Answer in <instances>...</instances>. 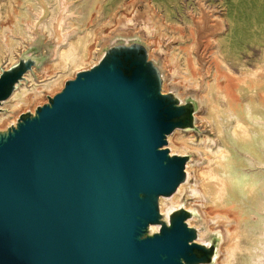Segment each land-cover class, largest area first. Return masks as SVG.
<instances>
[{
  "label": "water",
  "instance_id": "water-1",
  "mask_svg": "<svg viewBox=\"0 0 264 264\" xmlns=\"http://www.w3.org/2000/svg\"><path fill=\"white\" fill-rule=\"evenodd\" d=\"M120 47L0 134V264L212 260L182 211L146 236L160 222L159 196L185 178L187 157L161 148L191 125L193 107L162 95L146 52ZM33 64L0 77V104Z\"/></svg>",
  "mask_w": 264,
  "mask_h": 264
},
{
  "label": "bare ground",
  "instance_id": "bare-ground-1",
  "mask_svg": "<svg viewBox=\"0 0 264 264\" xmlns=\"http://www.w3.org/2000/svg\"><path fill=\"white\" fill-rule=\"evenodd\" d=\"M70 1L76 2V0ZM81 2L78 6L79 19L72 18L73 24L78 25L80 31H75L74 27L70 25L73 28V35L67 40L66 46L59 47V49L54 48L53 55H56V60L46 62L39 69L34 66H38L40 60L34 59L33 67L15 84L11 95L0 105V111L7 110L6 113H0V134H7L11 128L17 127L21 114L27 112L29 108H32L30 114L35 116L38 106L47 102L46 95L49 94L53 98L60 93L69 80H74L76 70L85 68L84 71H88L93 68L94 52L99 49L97 46L98 33L95 32L101 27L97 26L99 29L96 28L97 31L94 30V32H90L88 27L95 13H99V7L92 5L90 0H81ZM41 3L44 6V2ZM19 5L20 8L15 13L9 12L5 15L0 12V20L11 19L10 25H6V23L2 25L0 22V76L3 66L7 71L12 67L18 68L21 54L27 50L32 42L31 39H33L31 38L32 32L27 30V26L31 27V24L35 23V18L28 7L31 6V11H37L39 5L36 0H22ZM54 5L53 12H49L48 8L44 6V16L48 20L45 30L49 36L55 30L58 44H60L65 39L63 26L59 23L54 24L60 21L55 20L54 14H52L59 7V0H54ZM34 6L36 8H33ZM25 21L26 24H24ZM215 25L218 27L220 25V29L224 30L222 29L224 28L222 20L216 21ZM5 30H9V32H6V37H2ZM76 32L77 36L74 37ZM218 34L216 33L214 37ZM192 44L189 46L192 47ZM122 46L124 47L120 48L146 52L148 61L151 60V51H147L143 45L137 44L131 49H128L129 45ZM116 48L109 47L101 58L109 57ZM187 49L189 50V47ZM152 51H156L155 48ZM188 52L191 54L192 50ZM172 56L174 59L177 54L173 53ZM193 61L189 55L188 68L194 69L195 62ZM188 68L184 70H188ZM216 70L219 72V68ZM193 71L196 73L195 69L191 73ZM258 72L260 73L261 69ZM221 73L223 74V71ZM194 74L191 77L197 81L198 77L196 75V78ZM225 74L223 75L225 83L228 84L227 81L230 80V85L227 86L224 83V86L219 80L209 84L205 98L206 113L201 116L198 114L201 121L211 125V131L215 133L220 150L215 152L196 145L192 134L193 129H191L192 124L183 127L187 129L176 128L167 135V147H162L161 150H168L171 157H188L189 152H202L204 159L208 161V166L198 167L193 165V159L187 160L184 180L171 196H159L160 222L150 224L146 234L158 233L163 223L170 224L173 212L181 210L187 216L185 222L189 228H195L197 231L194 243L212 248L210 264H264V79L261 74V76L255 75V77L250 75L249 79H244L243 76L239 77L240 79H234L231 78V73V76ZM166 90L163 86V93ZM222 104L227 105L229 113H225L226 108H222ZM192 106L196 108L193 103ZM195 113V119H198L197 111ZM194 127H197V123ZM183 131L190 132L192 135L187 137L182 134ZM232 152H237V155L230 158L229 155ZM197 156L196 153L195 157ZM226 158H230L229 165L228 162L225 163ZM245 160L250 163L247 169H251L247 175H244L242 171L247 167ZM192 171L197 180L195 185L189 183ZM187 190L194 200L179 207L183 202L182 195ZM172 207H175L174 210H169ZM189 223L191 226L201 227L202 231L191 227ZM213 234L219 238L218 246L212 243L198 242V240H205Z\"/></svg>",
  "mask_w": 264,
  "mask_h": 264
},
{
  "label": "rangeland",
  "instance_id": "rangeland-1",
  "mask_svg": "<svg viewBox=\"0 0 264 264\" xmlns=\"http://www.w3.org/2000/svg\"><path fill=\"white\" fill-rule=\"evenodd\" d=\"M21 1L22 0H0V12L5 15L9 12L15 13V11L20 8L19 3H21ZM42 1L49 12H53L55 8L54 0H36L39 5L37 11H31V6L28 7V10H30L35 18V23L31 24L32 28L27 26V30L32 32L31 36H33L31 38L33 39H31L32 42H30L27 50L24 51L19 58L20 62L23 60L27 62L28 60L35 61L34 59H39V65L34 66L39 69H41L46 62H53L56 60V55H53L54 48L59 49V47L66 46L67 40L73 35V28H71L70 25L74 27L75 31H80L79 26L73 24L72 18L79 19L78 6L81 0H76V2L59 0V7L52 13L54 14V19L60 21L54 24L59 23L63 26V35L65 34V39L60 44H58L54 27V32L51 35L52 37L49 36L45 30V25L48 20L46 16H44L45 7L41 3ZM90 2L92 5L99 7V13L96 12L94 17L90 20L91 23H89L88 30L94 32V30L97 31L96 28L99 29L101 27L100 30L95 32L96 34L98 33L97 46L99 49L94 52L92 67L101 62V57L104 56L106 49L109 47L143 45L147 51H151V60L148 62H151L158 71V75L161 79L162 95L173 97L178 101V106H192V103L196 105V108L192 106L191 123L193 125L191 129H193L192 134L194 143L199 146L201 145L200 147L218 152L220 150V144L218 145L214 131H211V125L201 121L200 118L207 110L205 98L209 90L208 85L217 80L224 84L226 82L225 76H223L225 73V75L230 76L232 74L234 77L231 76V78L234 79H240L242 76L244 79H249L255 77V75H262L261 77L264 79V0H90ZM33 8L36 7L34 6ZM218 20L223 21L224 28L222 29L224 30L220 29V25L219 27L215 25ZM0 22L2 25H5V23L6 25H10L11 19H2ZM26 23L25 21L24 24ZM6 32H9V30H5L2 37H6ZM216 33L219 34L214 37ZM104 35L107 36L104 37ZM76 36L77 32L74 34V37ZM191 44L192 47L189 46ZM188 47L189 50L187 49ZM154 48L156 51H152ZM191 50L192 52L189 54L190 52L188 51ZM173 53L177 54V57L174 59H172ZM189 55L193 58V62H195L194 69L196 73L194 71L191 73L194 69L188 68L187 60ZM218 63H220V66ZM33 65H31L27 71H29ZM217 66L219 72L216 70L218 69ZM14 68L16 67L10 68L9 71ZM185 68H188V70H184ZM259 69H261L260 73L258 72ZM84 70L85 68L76 70L74 72V79L77 77L78 73ZM220 70L221 72L223 71V74ZM6 71L7 69L3 66L1 76ZM193 74L195 77L197 75V81H194V78L191 77ZM229 81L227 82L230 85ZM225 84L229 86L227 83ZM163 86L167 89L164 93ZM51 98L52 97L47 94V102L40 104L38 108L49 104ZM221 106L224 109L226 108L225 113H229L226 104H222ZM31 109L32 108H29L27 112L21 114V116L30 114L32 111ZM195 111H197L198 119H195ZM6 112L7 110L5 109L0 111V113ZM196 123L197 127H194ZM182 134L187 137L192 135L187 131H183ZM196 138L198 139L196 140ZM166 147V145L163 146V148ZM196 153L198 155L197 157H195ZM188 154L187 160L190 161L193 159V165L198 167L208 166V161L204 159L205 157L202 152L193 151ZM234 155H237V152H232L229 157L233 158ZM230 158L225 159V163L227 164L228 162V165ZM245 161L247 167L245 169L243 168L242 171L244 175H247L251 172V169H247L250 163L247 160ZM197 163H199V165H197ZM193 173L192 171L189 182L190 185H195L197 181ZM185 193L182 195L183 202H181L179 207L194 200V197L189 195V190L185 191ZM174 208L175 207H172L169 210H174ZM179 212H181V210H175L173 212L169 225H171L172 219L177 216ZM164 225L169 226L163 223L161 225V230ZM191 227H196L200 232L202 231L201 227ZM193 229L197 233L196 229ZM161 230L158 233H160ZM146 236L153 235L146 234ZM198 242L212 243L218 246L219 238L213 234L205 240H198ZM211 262L212 260L200 264H210Z\"/></svg>",
  "mask_w": 264,
  "mask_h": 264
}]
</instances>
